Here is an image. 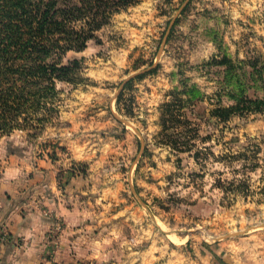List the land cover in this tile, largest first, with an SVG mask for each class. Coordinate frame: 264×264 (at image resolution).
<instances>
[{
	"label": "rangeland",
	"instance_id": "rangeland-1",
	"mask_svg": "<svg viewBox=\"0 0 264 264\" xmlns=\"http://www.w3.org/2000/svg\"><path fill=\"white\" fill-rule=\"evenodd\" d=\"M76 59L71 83L33 99L0 148L23 136L38 158L57 147L64 113L114 114L94 152L95 195L110 200L93 203L129 211L132 247L264 264V0H139L51 62Z\"/></svg>",
	"mask_w": 264,
	"mask_h": 264
},
{
	"label": "crops",
	"instance_id": "crops-1",
	"mask_svg": "<svg viewBox=\"0 0 264 264\" xmlns=\"http://www.w3.org/2000/svg\"><path fill=\"white\" fill-rule=\"evenodd\" d=\"M105 113H64L69 123L57 147L38 158L23 136L22 146L10 138L0 148V230L7 234L1 264H195L183 250L149 240L134 249L126 235L129 211L94 207V200L109 197L105 189L95 195L94 152L105 147L103 130L119 127L116 116ZM75 163H87V172L74 170Z\"/></svg>",
	"mask_w": 264,
	"mask_h": 264
},
{
	"label": "trees",
	"instance_id": "trees-1",
	"mask_svg": "<svg viewBox=\"0 0 264 264\" xmlns=\"http://www.w3.org/2000/svg\"><path fill=\"white\" fill-rule=\"evenodd\" d=\"M138 1L0 0V140L33 99L53 98L57 80L71 83L79 60H51L84 51L113 14Z\"/></svg>",
	"mask_w": 264,
	"mask_h": 264
}]
</instances>
